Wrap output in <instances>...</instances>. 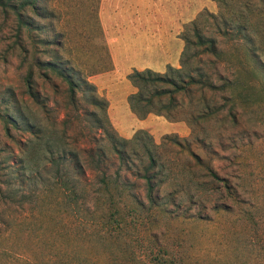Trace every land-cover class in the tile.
I'll return each mask as SVG.
<instances>
[{
	"label": "rangeland",
	"instance_id": "374dc122",
	"mask_svg": "<svg viewBox=\"0 0 264 264\" xmlns=\"http://www.w3.org/2000/svg\"><path fill=\"white\" fill-rule=\"evenodd\" d=\"M210 1V10L196 12L199 0H195L192 21L197 20L201 35L216 40L225 59L233 64L242 62L249 68L243 47L222 35L219 29L223 28L224 18L231 17L232 9L243 10L249 3L253 10L250 20L264 30V0ZM36 5L39 11L30 6L24 9L23 18L28 22L25 26L10 7L0 4V184L10 169L26 168L27 173L33 171L37 175L25 177L27 181L19 185L20 191L26 198L38 196L35 206L28 198L22 206L0 202V264H158L151 258L158 247L166 250L165 258L179 260L181 264H264V93L258 87L260 80L253 81L243 92L237 91L238 96L246 94L250 100L238 98L233 110L224 97L226 93L205 92L216 113L193 129L184 122L169 123L160 116L144 119L143 130L156 144H160L164 135L176 134L189 140L192 152L203 162L204 168L194 166V160L181 149L167 148L163 152L180 168L190 166L192 170L181 181L170 185L168 180L166 191L179 183L193 189L190 180L203 184L200 190L191 191L192 201L178 193L177 199L183 200L178 213L141 212L130 198L134 195L145 203L143 182L133 169L122 171L119 179L121 188L129 189L132 195L127 193L110 201L104 192L96 200L92 192L95 186H91L86 199L76 200L60 188L56 168L50 163L45 165L50 157L44 148H40L38 155L28 152L24 144L28 140L35 145L33 137L21 130H10L7 135L2 122L5 112L16 117L22 112L37 125L53 124L63 150L95 147L93 141L84 138L93 133L87 125L88 116L82 115V110L90 105L80 93H76L75 103L72 102L65 82L51 73L43 76L36 67L37 59L61 58L74 68L64 58L56 0H36ZM182 34L189 40V53L200 55L205 74L214 76V80L216 74L231 75L232 70L218 64L213 68V63L207 62L217 61L196 46L191 22L184 25ZM253 37L258 41L260 35ZM29 69L39 93V104L26 94L25 75ZM129 131H135V127L130 126ZM67 164L63 171L75 172L72 163ZM107 164L109 172L117 168L111 159ZM206 168L216 178L207 174ZM85 172L84 183L93 184V175ZM109 190L112 192V186ZM114 208L117 218L107 227L113 234L108 237L102 224Z\"/></svg>",
	"mask_w": 264,
	"mask_h": 264
},
{
	"label": "trees",
	"instance_id": "16d2710c",
	"mask_svg": "<svg viewBox=\"0 0 264 264\" xmlns=\"http://www.w3.org/2000/svg\"><path fill=\"white\" fill-rule=\"evenodd\" d=\"M18 1L16 0L14 3L13 0H0V4L5 8L10 7L18 16L20 23L28 26V22L23 18L24 9L30 6L35 11H39V6L36 5V0H21L20 3ZM212 1L220 3L222 0ZM252 12L249 3L244 5L243 10L232 9L231 17L224 18L221 15L224 18L222 21L223 28L219 29L222 35L232 38L243 47L247 54V61L250 63L249 68L242 62L233 64L225 59L223 52L217 46L216 40L201 35L197 20L191 21V26L194 27L196 33V46L202 48L203 54L205 53L208 57H212L217 61L216 63L211 60L207 62L213 63V68H216L218 64L232 70L231 75L224 77L216 74V80H214V76L205 74L203 66H201L203 63L201 64L200 55L189 53V40L185 37V34L181 33L180 37L184 40L185 45L179 61V68L168 66L164 74L155 73L151 70H134L128 75V81L136 90L128 97L130 111L140 120L149 115L160 116L164 117L169 123L184 122L193 129L201 122L212 119L216 113L215 108L212 109L208 104L205 92L220 91L226 93L224 97L231 102L230 110H233V105L238 101V98L250 100V97L246 94L238 96L237 91L241 90L243 92L245 89L250 88L253 81L260 80L258 87L264 93V30L260 28V25L252 23L250 20ZM210 16L214 17L211 14ZM262 16L263 14H260V17ZM231 23H233L232 26ZM255 34L260 35L258 41L253 37ZM35 64L43 76L51 73L66 83L72 102L75 103L76 93H80L83 101L90 105L91 109H81L82 115L88 116L89 123L87 125L90 132H93L91 135H85L84 138L89 142L93 141L95 147H80L71 152L63 150L60 137H58L53 124L49 127L37 125L30 122L22 112H19L17 117L5 112L2 116V122L7 135L10 134V130H21L33 137L36 142L35 145L28 140L24 144L28 152L38 155L41 151L40 148H44L50 157L45 165L50 163L56 168L60 188L68 196L76 200H84L88 197L91 186H95L92 192L96 200H100L104 192L108 193L110 201L117 197L121 198L127 193L132 195L129 189L125 191V187L121 188L119 184L122 171L131 172L132 169L136 177L143 182L145 203L138 200L134 195L130 198H133L138 209L146 214L178 213L183 203L182 199H177L178 193L182 192L183 195L189 196L192 190H200L203 184L199 180H190L193 183V189H189V185L186 187L181 183L170 190L166 191L164 189L168 180L171 181V185L172 182H177L178 179L179 181L185 179L186 173L189 172L190 175L192 171L190 166L180 168L173 158L164 157L163 152L167 148L183 150L194 160V166L204 168L200 156L192 152L188 139L180 138L176 134H167L162 137L160 144H156L152 136L143 129L137 130L130 139H125L119 136L109 120L107 101L100 98L97 95L95 86L80 72L69 66L67 61H63L61 58L52 60L37 59ZM217 81H219V84ZM25 87L26 94L35 103L39 104V93L35 89L31 69L25 75ZM28 143H30L29 147ZM110 159L117 164L114 172H109L110 166L107 162ZM26 161L28 160L26 159ZM69 162L72 163L75 172L71 170L63 171V167H66ZM85 171H89L93 175L91 180L93 184H90V182L89 184L84 183L86 181ZM206 173H210L212 177L216 178L210 168H206ZM33 175L36 176V172L30 171L27 173L26 168L20 167L18 170L12 168L7 171L4 174L5 180H1L0 184V202L3 200V202H11L17 206H22L28 198L30 204L35 206L38 196L32 194L26 198L24 193L20 191L21 186H19L27 181L25 177ZM15 183L17 187L14 186ZM110 186H112V192L109 190ZM192 198V196H189L190 201H192ZM116 216L117 211L114 208L110 210L106 217L107 220L102 224L106 228L108 237L113 234H111L112 229L107 227H110L113 220L116 221ZM154 237L153 235V239ZM165 253L166 250L158 247L151 258L158 264H181L179 260L173 262L165 258Z\"/></svg>",
	"mask_w": 264,
	"mask_h": 264
},
{
	"label": "crops",
	"instance_id": "0c3cea01",
	"mask_svg": "<svg viewBox=\"0 0 264 264\" xmlns=\"http://www.w3.org/2000/svg\"><path fill=\"white\" fill-rule=\"evenodd\" d=\"M56 2L64 58L107 101L109 120L120 136L131 138L145 126L130 111L128 97L136 90L127 77L134 70L164 74L168 66L180 67L185 45L180 34L194 19L195 0ZM210 3L199 0L196 12L210 10Z\"/></svg>",
	"mask_w": 264,
	"mask_h": 264
}]
</instances>
